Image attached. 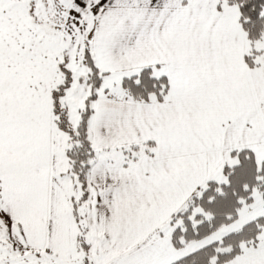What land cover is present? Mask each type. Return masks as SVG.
Returning <instances> with one entry per match:
<instances>
[{"label":"snow or ice","instance_id":"obj_1","mask_svg":"<svg viewBox=\"0 0 264 264\" xmlns=\"http://www.w3.org/2000/svg\"><path fill=\"white\" fill-rule=\"evenodd\" d=\"M0 264H264V0H0Z\"/></svg>","mask_w":264,"mask_h":264}]
</instances>
